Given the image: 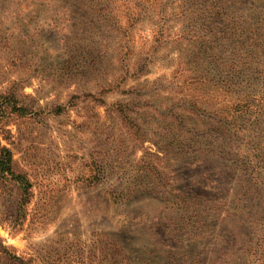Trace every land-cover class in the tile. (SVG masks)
Here are the masks:
<instances>
[{
    "label": "rangeland",
    "instance_id": "374dc122",
    "mask_svg": "<svg viewBox=\"0 0 264 264\" xmlns=\"http://www.w3.org/2000/svg\"><path fill=\"white\" fill-rule=\"evenodd\" d=\"M0 144V264H264V0H0Z\"/></svg>",
    "mask_w": 264,
    "mask_h": 264
},
{
    "label": "trees",
    "instance_id": "16d2710c",
    "mask_svg": "<svg viewBox=\"0 0 264 264\" xmlns=\"http://www.w3.org/2000/svg\"><path fill=\"white\" fill-rule=\"evenodd\" d=\"M12 96H6V104L10 106L13 111L20 115H27L29 113L27 107L23 104L21 105L19 101L15 98L14 94ZM11 111V112H13ZM0 178L3 181L14 183L20 190V199L18 201L19 212L22 211L25 203L29 202L31 195L32 183L28 177L14 168L13 165V154L10 148L5 145L0 144ZM16 262L13 264H26V262L19 256H14Z\"/></svg>",
    "mask_w": 264,
    "mask_h": 264
}]
</instances>
